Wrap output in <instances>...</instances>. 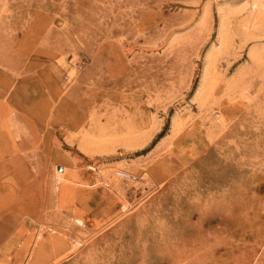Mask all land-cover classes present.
<instances>
[{"label":"rangeland","instance_id":"obj_1","mask_svg":"<svg viewBox=\"0 0 264 264\" xmlns=\"http://www.w3.org/2000/svg\"><path fill=\"white\" fill-rule=\"evenodd\" d=\"M250 1L0 0V264H264Z\"/></svg>","mask_w":264,"mask_h":264},{"label":"bare ground","instance_id":"obj_2","mask_svg":"<svg viewBox=\"0 0 264 264\" xmlns=\"http://www.w3.org/2000/svg\"><path fill=\"white\" fill-rule=\"evenodd\" d=\"M249 3L251 4L250 18H257V17L261 18V16L264 13V0H253V1L251 0ZM248 4L246 2V4H244V7H247ZM222 22L224 24V21H222ZM219 33L223 34V29H220ZM256 38H257V35H256ZM263 53H264V49L252 48L249 52L251 62H253L254 64L255 63L259 64L262 60ZM263 61H264V58H263ZM253 63H252V65H253ZM262 67H259V68H262ZM210 75H212V65L208 63L206 65V67L204 68V72H203V84H202V89L200 91L202 94L207 93L209 90V77H210ZM176 125H177V120L175 119L172 122V126L174 127ZM130 134L132 135V133H130ZM121 137H119V138H121ZM124 137H126V136H124ZM113 138H114V136L112 135V136L105 137L102 140H99L97 138L96 139L94 138L92 140L94 141L95 144H100L101 146L104 147L107 144H109V142H111V140H114ZM87 139H88V137H87ZM89 139H91V138H89ZM122 168L123 169H121V170H117L115 167L107 168L101 172V176H102V178H105L107 180V182L109 181L112 184V186L114 188H116L121 194H124L122 192H124L126 190H130L132 187H133L132 189L135 190V187H138V185H140V184L138 182L134 181V180H136L135 179L136 176H132L130 174V172L134 171L133 168H131V167H122ZM123 178L125 180L126 179L129 180V182H128L129 185L126 187V189L122 188L123 185L127 182V181H123ZM139 179L141 180L142 178H139Z\"/></svg>","mask_w":264,"mask_h":264},{"label":"built area","instance_id":"obj_3","mask_svg":"<svg viewBox=\"0 0 264 264\" xmlns=\"http://www.w3.org/2000/svg\"><path fill=\"white\" fill-rule=\"evenodd\" d=\"M58 170H60V168H58Z\"/></svg>","mask_w":264,"mask_h":264}]
</instances>
